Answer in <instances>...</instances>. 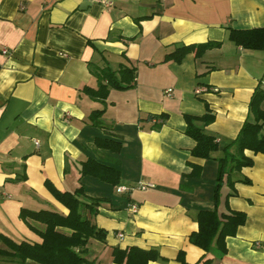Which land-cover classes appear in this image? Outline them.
Returning <instances> with one entry per match:
<instances>
[{
    "label": "crops",
    "instance_id": "1",
    "mask_svg": "<svg viewBox=\"0 0 264 264\" xmlns=\"http://www.w3.org/2000/svg\"><path fill=\"white\" fill-rule=\"evenodd\" d=\"M107 1L108 7L100 0H0V234L15 242H41L20 218L21 209L66 214L52 189L83 187L85 203L107 199L91 212L82 209L107 231L104 242L89 239V264H115L113 248L130 246L154 248L164 258L148 264H180L179 253L188 264L203 256L211 264H264L259 152L246 150L253 165L231 176L251 184H224L218 192L219 212H226V195L236 191L227 209L247 219L226 238L227 252L205 253L189 241L198 211L215 207L223 148L251 120V96L257 86L264 88V51L234 45L226 26L264 27V0ZM208 41L222 45L199 58L193 52L180 61L168 56L176 47ZM91 67L116 72V79L124 71L126 82L132 69L133 80L127 88L110 87L104 102L91 99L83 87L108 83H99ZM197 89L207 90L197 94ZM206 106L214 119L205 130L219 144L210 159L193 156L195 141L185 134L183 118L204 115ZM101 109L100 125L93 126L91 114ZM147 114L167 118L153 130ZM96 138L120 141L122 149L98 148ZM89 158L119 168L120 184L81 175ZM139 183L154 187L133 189ZM121 186L132 189L121 193Z\"/></svg>",
    "mask_w": 264,
    "mask_h": 264
},
{
    "label": "trees",
    "instance_id": "2",
    "mask_svg": "<svg viewBox=\"0 0 264 264\" xmlns=\"http://www.w3.org/2000/svg\"><path fill=\"white\" fill-rule=\"evenodd\" d=\"M226 30L228 40L234 45L248 50L264 51V27L238 30L226 26ZM221 45V42L216 41L189 46L182 45L176 47L168 56L180 61L187 52H193L199 58L206 50L218 48ZM132 71V69L127 71L131 74L129 82L133 80ZM91 72L100 76L99 83L103 81L102 79L108 82L106 85L100 84L96 89L83 87L84 92L91 99L104 102L110 87L127 88L129 86V82L124 80V71H120L121 75L118 79H116V72H111L108 69L101 70L91 67ZM124 83L127 84L124 85ZM262 103H264V88L259 85L254 90L249 102L251 120L247 119L243 122L237 136L223 148V157L218 159L219 171L214 191L215 207L201 209L196 215L197 230L191 233L189 241L205 253L214 250L220 256L224 255L227 252L226 238L235 236L238 227L247 220L244 213L227 209L228 197L235 196L236 191L226 195V212H219L216 206L219 189L224 184L231 188H234L235 182L251 184V181L245 177L233 180L231 176L242 168L253 165V160L245 154L246 150L252 151L254 154H258V152L264 154V133H262L264 132V108L261 106ZM103 112V109L93 111L90 117L93 126L100 125ZM166 118L165 114H147L144 120L152 122L151 128L158 130ZM183 118L186 123L185 134L195 141V147L192 150L193 156L210 159L211 154L219 148L215 135L209 134L205 130V127L214 119L210 109L206 106L204 115L198 117L183 114ZM94 142L98 148L106 149L112 153H119L122 149L120 141L110 138H96ZM79 171L81 175L93 176L113 186L120 184V169L94 158L84 161ZM198 172L197 169L193 174L197 175ZM52 195L68 212L61 214L47 209L34 211L22 208L19 214L20 218L40 237L41 242H15L0 234V264H26L27 259L39 264H89L85 257L89 239L104 242L107 231L91 222L82 213V209H89L91 212L94 205L107 199L92 198L90 203H85L80 198L84 195L83 187L73 192H60L52 189ZM30 221L43 225L42 229H37ZM112 257L115 264H148L151 261L164 259L154 248L142 249L134 246L114 247ZM203 258L204 256L195 264H211L210 259ZM179 260H181L180 264H188L182 258V253H179Z\"/></svg>",
    "mask_w": 264,
    "mask_h": 264
},
{
    "label": "built area",
    "instance_id": "3",
    "mask_svg": "<svg viewBox=\"0 0 264 264\" xmlns=\"http://www.w3.org/2000/svg\"><path fill=\"white\" fill-rule=\"evenodd\" d=\"M100 2H101V4H103V5H105V6H110L111 5V3L109 2V1H107V0H100ZM3 52H5V51H3ZM205 90H207V89H197L196 91H195V93H197V94H199V93H201V91H205ZM166 93L167 94H170L171 93V89H167L166 90ZM154 187V185L152 184V183H139V184H137L135 187H133V189L134 188H137V189H139V190H142V191H144V190H146V189H149V188H153ZM132 188H125V187H118L117 188V191L118 192H120L121 191V193L122 192H124V191H128V190H131ZM132 208L133 209H135L136 208V206H132ZM117 236L119 237V238H122L123 237V234H121V233H118L117 234Z\"/></svg>",
    "mask_w": 264,
    "mask_h": 264
},
{
    "label": "rangeland",
    "instance_id": "4",
    "mask_svg": "<svg viewBox=\"0 0 264 264\" xmlns=\"http://www.w3.org/2000/svg\"><path fill=\"white\" fill-rule=\"evenodd\" d=\"M262 133H264V132H262Z\"/></svg>",
    "mask_w": 264,
    "mask_h": 264
}]
</instances>
